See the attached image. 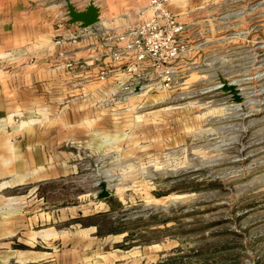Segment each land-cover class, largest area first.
Instances as JSON below:
<instances>
[{
  "label": "crops",
  "instance_id": "obj_1",
  "mask_svg": "<svg viewBox=\"0 0 264 264\" xmlns=\"http://www.w3.org/2000/svg\"><path fill=\"white\" fill-rule=\"evenodd\" d=\"M71 1L78 9L94 1L100 20L70 22L66 0H0V264H157L161 245L105 230L104 218L124 203L111 180V195L97 198L101 167L115 174L147 122H165L150 103L162 90L150 62L135 76L113 55L155 12L151 0ZM187 1L166 6L182 18ZM87 178L96 182L88 197L40 194Z\"/></svg>",
  "mask_w": 264,
  "mask_h": 264
},
{
  "label": "rangeland",
  "instance_id": "obj_2",
  "mask_svg": "<svg viewBox=\"0 0 264 264\" xmlns=\"http://www.w3.org/2000/svg\"><path fill=\"white\" fill-rule=\"evenodd\" d=\"M187 2L189 15L177 14L185 61L175 60L169 86L153 80L162 90L150 103L164 124L147 122L115 174L101 167L124 201L104 226L128 230L131 244L161 245L165 264H264V0ZM220 75L241 102L214 89ZM94 183L49 184L40 194L71 201Z\"/></svg>",
  "mask_w": 264,
  "mask_h": 264
},
{
  "label": "built area",
  "instance_id": "obj_3",
  "mask_svg": "<svg viewBox=\"0 0 264 264\" xmlns=\"http://www.w3.org/2000/svg\"><path fill=\"white\" fill-rule=\"evenodd\" d=\"M168 0H151L155 14L130 33L133 39L126 43L124 54L115 51L116 59L125 58L128 73L141 76L143 62H150L148 74L155 75L161 85L169 86L174 79L175 60L189 48L185 37V23L166 6Z\"/></svg>",
  "mask_w": 264,
  "mask_h": 264
},
{
  "label": "water",
  "instance_id": "obj_4",
  "mask_svg": "<svg viewBox=\"0 0 264 264\" xmlns=\"http://www.w3.org/2000/svg\"><path fill=\"white\" fill-rule=\"evenodd\" d=\"M66 2L70 22H80L82 26H89L100 20V7L94 1H91L85 9H78L71 0H66ZM219 79L221 84L214 89H221L230 94L234 102H241L243 97L236 83L225 80L222 75L219 76ZM98 186L101 189L97 194L98 199L108 198L111 195V192L108 190V181L106 179L100 180Z\"/></svg>",
  "mask_w": 264,
  "mask_h": 264
},
{
  "label": "trees",
  "instance_id": "obj_5",
  "mask_svg": "<svg viewBox=\"0 0 264 264\" xmlns=\"http://www.w3.org/2000/svg\"><path fill=\"white\" fill-rule=\"evenodd\" d=\"M104 222L105 223H110V225L114 224V221L113 220H109L107 217L104 218ZM105 230H107V231H122L123 229L122 228H114V226H112V227L108 226V227L105 228ZM157 264H165L164 259L162 261L158 262Z\"/></svg>",
  "mask_w": 264,
  "mask_h": 264
}]
</instances>
